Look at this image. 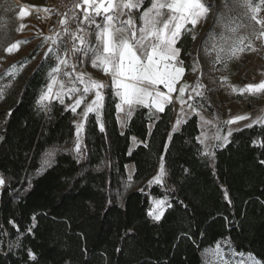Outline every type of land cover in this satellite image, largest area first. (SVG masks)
<instances>
[{
	"label": "trees",
	"instance_id": "16d2710c",
	"mask_svg": "<svg viewBox=\"0 0 264 264\" xmlns=\"http://www.w3.org/2000/svg\"><path fill=\"white\" fill-rule=\"evenodd\" d=\"M191 45L190 35L177 45L185 71ZM48 69L19 74L0 98V264H203L201 251L225 238L264 264V124L232 132L210 158L196 115L171 133L170 105L138 107L121 132L108 93L104 131L89 114L78 162L73 113L56 101L37 110ZM131 137L141 144L130 149ZM161 157L164 182L147 188ZM129 163L138 188L119 200ZM151 196L168 199L160 221Z\"/></svg>",
	"mask_w": 264,
	"mask_h": 264
},
{
	"label": "snow or ice",
	"instance_id": "6c2138e0",
	"mask_svg": "<svg viewBox=\"0 0 264 264\" xmlns=\"http://www.w3.org/2000/svg\"><path fill=\"white\" fill-rule=\"evenodd\" d=\"M82 3L86 5L82 17L77 16L73 11L70 18L59 21L62 26L61 32H54L53 35L44 37L45 44L51 42L45 53L50 62L48 72L50 82L46 84V89L41 92L37 101V110L47 112L50 111V103L53 99L59 100L63 105L65 96L72 99L75 95L74 103L67 106L74 114L82 103L85 104L81 113L82 119L76 124L77 139L74 148L78 162L82 158L81 133L90 113L95 114L100 131H104L102 116L106 85L84 72H77V64L88 60L92 67L110 75L115 89L114 94L120 99V103L116 105L118 112L125 111L122 106L126 105L127 117L132 115L134 106L154 108L155 113H162L165 111V105L172 103V97L159 91L155 86L163 85L168 89V93L176 90L175 85L185 72L184 61L180 58L181 49L177 45L186 35H191L193 40L196 38V26L207 19L214 6L207 4V0H82ZM224 4L227 14L218 12L214 21L223 31L217 34L210 30L207 34L208 39L204 42V50L206 56L215 54L213 66L223 64L227 68L229 61L238 59L245 51H257L254 40H261V46L264 47V19L258 18L259 13L264 10V0H232L231 6L228 0H224ZM233 7L244 9V15L260 25V29L258 31L253 29L249 35L241 34V29L247 28L248 25H245L240 17L232 15ZM79 8L81 3L77 2L73 5V9ZM25 15L27 13L22 9L21 18ZM69 20L76 23L75 30L68 27ZM24 27L25 25L21 24L20 30ZM25 42L18 41L7 51L11 53L13 49H18L19 44ZM52 61L55 62L54 65ZM198 63L199 61L194 60L193 71L197 70ZM6 74L13 75L11 71ZM62 77L68 78L72 86L66 88ZM222 79L225 82L228 80L227 77ZM76 82L83 85L82 90L76 86ZM57 85L59 88L54 92V87ZM189 87L187 84L182 85L177 99L182 106L187 105L196 112V106L183 99ZM203 87L202 83L197 82L192 91L196 96L204 97V91H198ZM230 87L233 92L239 91L240 94L245 92L257 94L264 91V81L240 89L236 86ZM3 94L4 90L0 89V98H3ZM89 94H94V98L87 103ZM192 99L189 93L188 100ZM245 119L246 116H236L226 123L232 124ZM182 122L180 119L176 121L173 132L179 130ZM202 123L207 122L202 120ZM253 123L264 124V117H259ZM246 127H252V124ZM231 135V130L227 135H216L215 139L221 143L215 147L226 146ZM205 138L202 133L196 139L203 144ZM259 147L264 148V143H260ZM54 154L49 152L48 157L51 158ZM202 155L211 158L214 153L205 150ZM49 162L50 159L46 160L45 164ZM260 163L264 164V160ZM166 175L167 171L161 157L159 172L154 177V182L163 183ZM4 183V179L0 177V186ZM166 206H170L167 200H155L154 208L148 215L153 220L160 221ZM204 251L215 257L214 264H245V253L237 252L230 239L217 241L214 248H206ZM29 255L32 256L31 253ZM248 257L251 259V254H248ZM32 258L35 259L34 256Z\"/></svg>",
	"mask_w": 264,
	"mask_h": 264
},
{
	"label": "rangeland",
	"instance_id": "374dc122",
	"mask_svg": "<svg viewBox=\"0 0 264 264\" xmlns=\"http://www.w3.org/2000/svg\"><path fill=\"white\" fill-rule=\"evenodd\" d=\"M45 1L47 0H0V89L4 90V88L10 85L19 74L25 71H30L41 62L49 66L48 72L50 71V62L46 58L45 53L51 42L49 41L48 44H45L44 37L51 36L54 32H61L62 29L47 26L42 23L36 15L35 10ZM228 2L231 6L232 0H228ZM207 4L214 6L211 8L207 19L196 26V38L194 40L192 39L190 49V69L184 72V79L190 86L188 88V96L190 93L193 97L192 100H188L187 96L185 100L196 106V112H193L187 107V105H183L182 107L189 112H193L198 118L199 134L197 137H200L202 133L204 134V137H206L203 144L198 141L201 145L202 152L207 150L208 152L213 153V150L216 148L215 145L221 143L215 139L216 135H227L229 130L233 132L246 127V125L255 124L253 121H256L262 115L263 108L261 106L264 105V91L257 94H249L247 92L240 94L239 91L233 92L230 86H236L237 89H240L244 88L246 85H256L264 81V47L261 46V40L256 39L253 43L257 51H245L238 59L229 61L227 68H225L223 64H216L213 66L212 61L215 59V54L213 53L211 56L205 55L204 42L208 39L207 34L210 30L217 34L223 31V29L218 24L214 23V21L216 20L218 12L227 13L225 11L224 0H207ZM22 9L27 13L23 18L20 16ZM244 11V9L233 7L232 15L240 17L243 20V23L248 25L247 28L241 29V34L249 35L253 29L258 31L260 25L249 20L244 15ZM77 16L82 17V14ZM258 18L264 19V10L259 13ZM21 24L25 25L22 30H20ZM189 27L191 26L189 25ZM69 28L75 30L76 23L72 21ZM18 41L26 42L19 44L18 49H13V51L9 53L7 49ZM69 58L71 59V57ZM194 60L199 61L196 71L192 70ZM51 63L54 65L55 62L52 61ZM76 70L77 72H84L91 78L102 82L98 69L92 67L91 62L88 60H85L84 63L78 64ZM9 71H11L13 75H7L6 73ZM48 72L47 83L50 82ZM223 77H227L228 80L225 82L222 79ZM63 79L65 80L66 88L72 86L71 83L68 82V78ZM197 82L202 83L204 86L203 89H198V91H204V97L196 96V93L192 91V88L195 87ZM105 85V97L108 93L115 97L110 90V86L108 84ZM76 86L80 87L81 90L83 88V85H80L78 82H76ZM58 88V85L55 86L53 91H57ZM45 89L46 86L44 90ZM75 98V95L72 99H69L67 96L64 97L65 103L63 105L66 109L70 110L67 106L73 104ZM92 98H94V94H89L86 102L90 103ZM54 101L59 103V100L57 99H53L51 103ZM84 108L85 104L82 103L77 108L75 114L70 110L74 115L75 138L72 150L75 155L74 146L77 139L76 124L81 121V113L84 111ZM236 116H246L247 119L232 124L226 123L227 121L234 119ZM202 120L207 123H202ZM83 135L84 130L81 133L82 139ZM133 147L134 142L132 141L130 149ZM158 172L159 168L157 173L145 182V187L149 188L154 185L163 184L154 182V177L157 176ZM126 174L127 178L123 184L119 200H121L126 193L138 188L132 182L133 168L126 167ZM1 188L2 186H0V191ZM160 199L168 201L165 197L155 198L151 196L149 198V211L154 208V201ZM215 244L210 247L214 248ZM205 249L200 253L202 263L214 264L215 257L211 253L206 254L204 251ZM230 259L233 258L230 257ZM244 261L245 264H262L252 255L251 259H249L247 253H245Z\"/></svg>",
	"mask_w": 264,
	"mask_h": 264
},
{
	"label": "crops",
	"instance_id": "0c3cea01",
	"mask_svg": "<svg viewBox=\"0 0 264 264\" xmlns=\"http://www.w3.org/2000/svg\"><path fill=\"white\" fill-rule=\"evenodd\" d=\"M98 69V68H97ZM98 72L99 74L101 75V80L104 84H108L110 86V90L111 92L113 93V95L115 96V89L113 88L112 86V82H111V77L110 75H106L102 72V70L98 69ZM103 74V75H102ZM187 83V81L184 79V74L183 76L181 77V79L179 80V82L175 85V91L171 92V93H168V89L165 88L163 85H157L155 86L159 91H162L164 92L165 94H168L172 97V103L170 104H166L165 105V108L167 106H171L172 107V110H173V114H172V118H171V122H170V132L172 133L173 132V124L178 120H182V124L192 115H195L193 112H189L187 110H185V108L182 107L179 99H177L179 96H180V93H179V88L182 86V85H185ZM188 96V90L184 93V96H183V99H186ZM116 99H117V104L120 103V99L119 97L115 96ZM125 111H121V112H118L116 106H115V117H116V120H117V125H118V129L121 131V132H124L125 129H126V126L130 120V118L132 117L134 111L138 108V107H143V106H134L133 107V111H132V115L130 117H127L126 116V111H127V106L124 105L122 106ZM263 108V111H262V115L261 117H264V105L261 106ZM152 110L155 111L154 108H152ZM181 124V125H182ZM262 123H255V124H252V125H261ZM198 127H199V122H198ZM244 128V127H243ZM242 129V128H241ZM239 130V129H238ZM236 131V130H235ZM234 132V131H233ZM230 137V136H229ZM135 137H131V142L133 141L134 142V147L135 148L137 145L141 144V141H139L137 138H135V140L133 139ZM229 140V139H228ZM132 148V149H133ZM126 167H132L133 168V172H134V167H133V164L132 163H129L126 165ZM133 175V174H132Z\"/></svg>",
	"mask_w": 264,
	"mask_h": 264
},
{
	"label": "built area",
	"instance_id": "2783aa9c",
	"mask_svg": "<svg viewBox=\"0 0 264 264\" xmlns=\"http://www.w3.org/2000/svg\"><path fill=\"white\" fill-rule=\"evenodd\" d=\"M77 2L81 3V8L73 9V5ZM84 7L86 5H83L82 0H47L35 10V13L41 22L47 26L62 29L59 21L70 18L73 15V11H75L76 15L82 14ZM44 9H48V11H44ZM71 24L72 21L69 20L68 27Z\"/></svg>",
	"mask_w": 264,
	"mask_h": 264
}]
</instances>
